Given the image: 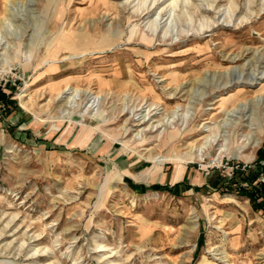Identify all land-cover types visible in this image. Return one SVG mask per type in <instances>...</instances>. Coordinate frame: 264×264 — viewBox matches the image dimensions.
<instances>
[{
    "label": "rangeland",
    "instance_id": "rangeland-1",
    "mask_svg": "<svg viewBox=\"0 0 264 264\" xmlns=\"http://www.w3.org/2000/svg\"><path fill=\"white\" fill-rule=\"evenodd\" d=\"M150 1L0 0V264H264V0Z\"/></svg>",
    "mask_w": 264,
    "mask_h": 264
},
{
    "label": "bare ground",
    "instance_id": "bare-ground-1",
    "mask_svg": "<svg viewBox=\"0 0 264 264\" xmlns=\"http://www.w3.org/2000/svg\"><path fill=\"white\" fill-rule=\"evenodd\" d=\"M141 1H143L144 3L146 2V0L144 1V0H141ZM176 1L177 0H151L150 1V3H148L149 5L147 6V9L149 10V11H152L153 9H155V8H157V10H160V15H161V18H160V20H162L163 19V16H164V13L166 12V10H167V8L170 6V5H174V4H176ZM248 2V1H247ZM141 4V3H140ZM146 4V3H145ZM189 4V3H188ZM144 5V4H143ZM200 5V4H199ZM235 5V4H234ZM142 6V5H141ZM176 6V5H175ZM145 7V6H144ZM173 7V6H172ZM214 7V6H213ZM137 8V7H136ZM170 8V7H169ZM225 9V8H224ZM233 9V8H232ZM261 9V8H260ZM136 10V9H135ZM134 10V11H135ZM140 10V9H139ZM145 10V9H144ZM156 10V11H157ZM170 10V9H169ZM203 10V9H202ZM206 10V9H205ZM221 9H219V7H217V5L214 7V14H216V17L214 18V19H212L211 20V23L210 24H220V23H227V24H230L231 22H233V20H234V22H236L235 21V19H234V16L232 17V15L231 16H227V15H225V18L222 20L221 19V15H222V13H221V11H220ZM243 10V9H242ZM137 11V10H136ZM148 11V12H149ZM199 11V10H198ZM210 11V10H209ZM169 13V12H168ZM231 14V13H230ZM215 16V15H214ZM241 16V15H240ZM244 16V15H243ZM145 18V17H144ZM240 19H244V17L242 18V17H240ZM248 19V18H247ZM222 20V21H221ZM167 22V21H166ZM243 22V21H242ZM154 26V25H153ZM163 26V25H162ZM156 27V26H155ZM158 27V26H157ZM184 29V28H183ZM179 30H180V28H179ZM157 31V30H156ZM191 31V30H190ZM134 32H136L134 29L132 30V32H131V34H130V36H129V38H128V40L129 41H133V40H136V39H140L139 37H137V35H136V33L134 34ZM181 32H182V30H180V31H177V34H181ZM189 32V31H188ZM156 33V32H155ZM134 34V35H133ZM186 34V33H185ZM145 39V38H144ZM151 40V39H150ZM0 44H3V42H1V39H0ZM71 55L73 56V55H76V56H78L79 55V53H77V52H73V53H71ZM243 55V54H242ZM241 55V56H242ZM70 56V55H69ZM246 56V55H245ZM69 58H73V57H69ZM232 60H237V55H235V57H233L232 58ZM208 74V73H207ZM262 77V76H261ZM104 84H107L108 85V83L107 82H103V81H101V85H104ZM107 87V86H106ZM72 90V91H71ZM83 90V89H82ZM177 90V89H176ZM181 90V89H180ZM78 91H79V89L78 88H73L72 87V85L71 84H69V83H67L66 84V87L64 88V89H62L61 90V92H60V97L61 98H65L67 95H70V97H72V99L69 97V100L67 101V103H66V106L69 104V102H73L74 101V99H75V96H76V94H78ZM89 93H88V91H87V95H88ZM93 94V93H92ZM88 95L89 97H88V99H92L93 97V95ZM21 96H23V95H21ZM98 95H96V96H94V99H93V103H92V105L95 103V106H99V104H101V100H100V98L98 99ZM102 97V96H101ZM139 104V103H138ZM91 105V104H90ZM95 106H94V108H95ZM138 106V105H137ZM150 106H152V105H149V107H147V108H149L148 109V111L145 113V114H141V112H143L145 109H143L142 110V108H140L139 109V111L137 112L138 114H140L137 118H135V120H138V125H141V124H143V123H145L146 121H148L149 119H151L152 118V116L156 113V111L155 112H153L154 110H155V108L156 107H154L153 106V108L152 107H150ZM133 108V107H132ZM131 108V109H132ZM157 109V108H156ZM142 110V111H141ZM252 110V109H251ZM137 114V115H138ZM136 115V116H137ZM239 115V114H238ZM258 117V116H257ZM206 127V126H205ZM144 130V129H143ZM142 130V131H143ZM141 131V132H142ZM140 133V132H139ZM254 134V133H253ZM252 134V135H253ZM213 140V139H212ZM261 141H263L262 139H258V141H257V144H260V142ZM253 143H255V142H253ZM194 223V222H193ZM191 228H193V227H191ZM190 228V229H191ZM183 231V230H182ZM187 233V232H186ZM41 253V252H40ZM106 257V256H105Z\"/></svg>",
    "mask_w": 264,
    "mask_h": 264
},
{
    "label": "trees",
    "instance_id": "trees-1",
    "mask_svg": "<svg viewBox=\"0 0 264 264\" xmlns=\"http://www.w3.org/2000/svg\"><path fill=\"white\" fill-rule=\"evenodd\" d=\"M259 156L258 158H263L264 159V148L259 150ZM258 159V160H259ZM260 161L257 163L259 165L258 169L256 171H250V173H247L246 171H237V174H240V179L236 181H232L231 184H237V190L241 193L246 194L249 198L250 201L255 209H263L264 208V181H257L258 176L264 175V163L260 164ZM257 172V173H256ZM255 181H257L255 183ZM214 184H217V186L222 185L220 181H213ZM243 182H248V185L245 186L243 185ZM250 182V183H249ZM152 188L154 189H161V188H166L161 184H153L151 185ZM142 189H145L146 186L142 185ZM262 198V200H259Z\"/></svg>",
    "mask_w": 264,
    "mask_h": 264
}]
</instances>
